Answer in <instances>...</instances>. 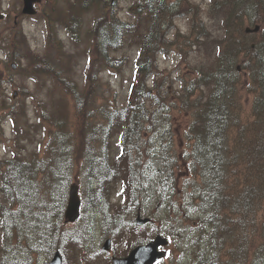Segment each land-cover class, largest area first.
<instances>
[{
    "label": "trees",
    "instance_id": "16d2710c",
    "mask_svg": "<svg viewBox=\"0 0 264 264\" xmlns=\"http://www.w3.org/2000/svg\"><path fill=\"white\" fill-rule=\"evenodd\" d=\"M222 1L232 15L220 21L218 37L198 20V7L189 0L176 6L166 0H134L131 19L123 22L112 16L107 4L104 19L93 23L87 35L93 53L85 74L93 77L89 71L96 64L100 70L120 64L121 59L110 56L113 50L137 47L128 101L117 108L105 92L79 97L73 90L67 94L71 117L57 105L48 113L35 103L45 135L43 156L0 165V264H33L58 249L70 264H95L92 231L97 229L102 237H125L128 250L160 232L169 234L174 249L181 257H191L193 264H264V46L257 42L251 48L243 32L249 12L251 25L264 24V3ZM213 3L211 14L218 8L217 1ZM80 6L83 14L89 5ZM178 6L198 34L186 37L188 48L210 40L214 47L210 44L203 65L188 68L190 82L172 91L173 80L158 69L157 57L169 45L159 38L171 26ZM78 21H72L71 31ZM122 39L126 42L121 44ZM216 49L218 54L212 56ZM30 55L36 57L32 64ZM38 56L24 55V81L42 85L45 77L62 78L65 68L57 54ZM99 82L95 86H103ZM23 93L35 100L26 89ZM108 93L115 98V91ZM176 105L182 113L191 112L186 146L178 153L169 129L161 134L165 178L158 185L165 210L150 216V224L137 225L134 216L149 177V151L159 134L156 114ZM13 113L15 117L21 112ZM72 182L79 184L81 216L77 230L68 233L64 208ZM114 189L120 198L117 205L111 201ZM180 223L189 229L185 236L178 230Z\"/></svg>",
    "mask_w": 264,
    "mask_h": 264
},
{
    "label": "rangeland",
    "instance_id": "374dc122",
    "mask_svg": "<svg viewBox=\"0 0 264 264\" xmlns=\"http://www.w3.org/2000/svg\"><path fill=\"white\" fill-rule=\"evenodd\" d=\"M0 1V3H3V5H0V12H2L1 7L5 8L9 3L6 4V0ZM133 1L134 0H41L40 3L36 4V14L33 18H29L30 16H28L25 17L23 21H19L17 27L24 33L23 45L26 58L28 53L38 54V58H42L41 56H45L49 53H53L54 55L57 54L62 60L65 71L61 79H58V77L55 79L45 77V83L42 85L40 83L36 84L34 81L27 82L24 89L31 92L35 100L24 96V106L21 109V113L19 116L14 117V122L16 124L14 128L11 119H1L5 110L3 100L8 101L9 99H7V96H10L15 88L11 89L9 86L7 87L8 95L5 98H0V123H2L4 135L6 137L4 143L0 145L1 159L10 157L11 152L24 154V160L43 156L45 135L42 124L39 122L34 110L35 103L40 104L48 113L57 105L58 108H62L63 113L71 117V108L73 105L67 94L72 95L73 90L78 93L79 97H81L83 93L89 94L90 92H94L100 93L101 96V94L105 92V98L113 99L117 108H121L123 104L128 101L127 94L135 71V60L138 53L137 47L128 46L121 47L117 51L113 50L110 56L121 59V63H115L112 69L100 70V64H96L94 70L91 68L89 71L90 74H92V71L95 74L93 77L89 75V78L85 74V71L88 67L87 57L91 56V53H93L91 49V38L87 37L92 25H94L93 23L101 19V16L102 20L104 19L103 11L106 10L107 4L113 5L112 8L115 10V18H119L121 21L131 19L129 9ZM166 1L173 4L172 6H176L182 0ZM189 2L194 5L196 4L198 7V20L205 24L207 30L212 33V37L221 36L222 31L219 26V16L215 18L213 17L215 14L209 12L212 0H189ZM262 2L264 3V0H262ZM82 3L89 5L88 7L84 6V8H87L89 11L86 10L87 12L84 11L83 14H81L82 6H80ZM77 6V11L79 12L75 13L74 10ZM225 10L226 16H229V7L226 6ZM75 18L79 19V23L77 27L75 26L74 30L71 31V27L73 28L71 23L75 21ZM247 24L248 17L244 25L246 26ZM1 26L0 24V27ZM261 27L264 28V24H262ZM191 32L193 33V37L198 35L197 32L191 29L189 15L178 6L176 16L172 19L171 26L167 30H164L162 32V37L159 38L169 45L164 52L159 51L157 58L158 69L169 73L171 80H173V84H171L170 88L172 91L181 90L183 84L186 85L187 82H190L191 77L187 72L188 68L190 66L199 67L203 65L205 63V58L209 56L207 51L210 52V44L214 47L212 43L213 40H210L208 43H202L203 41L200 42V47L188 48V40L186 37L190 36L189 34ZM175 39L177 40L175 41ZM19 40H23V38L20 37ZM123 41L124 43L126 42L125 39H122L120 43L122 44ZM140 41L141 38H138L139 43ZM245 41L248 44L261 42L260 45L264 46V32L251 33L245 37ZM178 49L185 52V54L182 56ZM107 53H109V51H107L106 54ZM216 54H218L217 49L216 51H211L212 56ZM2 56L4 55L2 54ZM30 59V64H32L36 60V57L30 55ZM30 64H28V66ZM24 67L26 68L25 61ZM96 72H98L99 75L96 74ZM6 78H12L18 85H21L24 80L22 74L19 75L11 72H6ZM99 80V83L103 86L97 87L95 85ZM245 80H247V78H245ZM63 81L68 82L67 86L62 83ZM108 91H115V98H113L112 94H109ZM176 94H178V92ZM88 98L90 100L91 95H88ZM147 105L151 110L153 109L149 101ZM88 106L89 105H85L83 109ZM20 108L21 106L16 109ZM164 109V111L161 110L156 114V118H158L157 126L159 127V134L153 136L152 146L149 151L151 159L148 167L149 177L148 181L144 184L141 196L142 217H146L149 214H154V217H158L163 215L165 210V205H161L160 186L158 185V183L165 178L164 169L162 168V162L159 156L162 141L165 138V136L161 134L169 129V132L173 135L172 145L178 153L183 152L182 149L186 146L184 144V142H186L184 134L185 126L189 121L191 112L182 113L179 111L177 105L173 106V108L165 107ZM117 193L118 191L114 189L112 193L114 195L111 201L112 204L115 205L120 202ZM170 196L171 194L169 197ZM165 230H170V227H165ZM178 230L185 236L189 229L186 225L180 223ZM190 233L191 235L194 234L192 230H190ZM168 235L169 234H166L169 238L170 235ZM99 239L98 243H100ZM170 246V248H167L168 259L166 262L160 264H193V259H191V257L190 260L181 257L180 253L175 251L172 243ZM100 260V264H107L103 258Z\"/></svg>",
    "mask_w": 264,
    "mask_h": 264
},
{
    "label": "water",
    "instance_id": "95a60500",
    "mask_svg": "<svg viewBox=\"0 0 264 264\" xmlns=\"http://www.w3.org/2000/svg\"><path fill=\"white\" fill-rule=\"evenodd\" d=\"M39 0H24V14H34L35 10L33 4ZM259 30L258 26L253 29H245L246 33L256 32ZM77 186L72 185L69 191L68 205L65 211V217L73 222L78 218L79 214V196L77 192ZM147 219L139 221L140 223L146 222ZM167 240L162 236H156L154 240L148 244L138 246L134 248L130 254L124 259H114L113 264H153L156 260L164 257V251H158V247L167 245ZM61 259L58 253H56L49 264H60Z\"/></svg>",
    "mask_w": 264,
    "mask_h": 264
},
{
    "label": "flooded vegetation",
    "instance_id": "af4514ba",
    "mask_svg": "<svg viewBox=\"0 0 264 264\" xmlns=\"http://www.w3.org/2000/svg\"><path fill=\"white\" fill-rule=\"evenodd\" d=\"M10 1L11 0H6V4H9L5 8L1 7L2 12H0V24L2 26L0 27V45L3 43H10L12 38L15 43L17 37L19 36V28L17 27L18 23L27 17L22 12L24 4L23 0ZM0 5H3V3H0ZM5 57L7 56L4 54L3 58L0 56V59H4L6 62L7 60ZM11 68L15 69V67L12 65ZM9 81L10 79L6 78V75L5 77L3 75L0 76V83H3L4 86H6Z\"/></svg>",
    "mask_w": 264,
    "mask_h": 264
}]
</instances>
